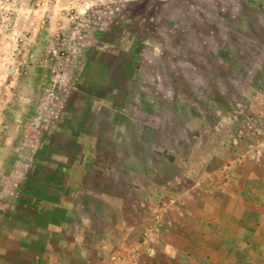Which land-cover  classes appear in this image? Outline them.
Listing matches in <instances>:
<instances>
[{"label": "rangeland", "instance_id": "rangeland-1", "mask_svg": "<svg viewBox=\"0 0 264 264\" xmlns=\"http://www.w3.org/2000/svg\"><path fill=\"white\" fill-rule=\"evenodd\" d=\"M80 163L177 196L262 177L264 0H0V208ZM247 222L238 255L264 264Z\"/></svg>", "mask_w": 264, "mask_h": 264}, {"label": "crops", "instance_id": "crops-1", "mask_svg": "<svg viewBox=\"0 0 264 264\" xmlns=\"http://www.w3.org/2000/svg\"><path fill=\"white\" fill-rule=\"evenodd\" d=\"M114 156L123 161L119 170L128 173L133 163ZM84 169L82 163L71 164L58 169V176L18 186L15 203L0 208V264H106L124 248H138L136 264H246L237 251L245 250L247 220L264 222V171L259 169L262 177L250 173L240 184L237 172L245 167H237L233 193L211 194L204 178L207 185L200 182V188L177 196L164 190L157 170L154 188L137 182L152 171L146 166L134 167L143 175L125 182L106 179L104 169L96 170L97 177ZM248 189L257 198L242 197ZM156 219L159 232L148 234L143 245ZM253 227V234H263V225Z\"/></svg>", "mask_w": 264, "mask_h": 264}, {"label": "built area", "instance_id": "built-area-1", "mask_svg": "<svg viewBox=\"0 0 264 264\" xmlns=\"http://www.w3.org/2000/svg\"><path fill=\"white\" fill-rule=\"evenodd\" d=\"M160 229V223L159 219H156V224L153 226L151 230L147 231V234L143 238V245H146V242L148 240V234H153L155 235L156 233L159 232ZM138 256V248H124L118 253V257L116 260L110 259L106 262V264H136Z\"/></svg>", "mask_w": 264, "mask_h": 264}, {"label": "bare ground", "instance_id": "bare-ground-1", "mask_svg": "<svg viewBox=\"0 0 264 264\" xmlns=\"http://www.w3.org/2000/svg\"><path fill=\"white\" fill-rule=\"evenodd\" d=\"M175 30V29H174ZM190 38V37H189ZM238 48V47H237ZM143 62H144V60H143ZM205 68V67H204ZM181 77H183V76H181ZM167 79H170V81H171V84L173 83V84H180L181 83V79L182 78H178V79H176V78H170V77H168ZM172 79H174V81L172 82Z\"/></svg>", "mask_w": 264, "mask_h": 264}]
</instances>
